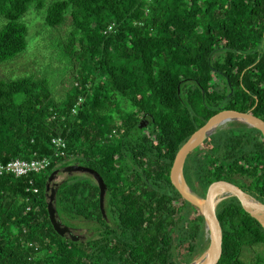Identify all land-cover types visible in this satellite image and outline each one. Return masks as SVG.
Masks as SVG:
<instances>
[{"label":"trees","instance_id":"trees-1","mask_svg":"<svg viewBox=\"0 0 264 264\" xmlns=\"http://www.w3.org/2000/svg\"><path fill=\"white\" fill-rule=\"evenodd\" d=\"M31 1L0 0V64L27 48L22 17ZM33 5L40 9L43 0ZM67 21L62 46L72 81L63 99L55 100L46 77L0 79V163L50 160L39 172L0 175V264H188L207 244L204 221L172 185L170 168L218 111L264 120V0L45 6V26ZM57 136L64 155L54 154ZM70 164L93 169L106 185L104 213L89 173L55 186L58 219L73 233L87 227L77 240L59 235L47 213L48 175ZM183 176L201 196L226 181L264 203V135L239 122L217 129L188 153ZM216 217L215 264H245L241 252L264 243L263 226L236 197L222 200Z\"/></svg>","mask_w":264,"mask_h":264},{"label":"water","instance_id":"water-1","mask_svg":"<svg viewBox=\"0 0 264 264\" xmlns=\"http://www.w3.org/2000/svg\"><path fill=\"white\" fill-rule=\"evenodd\" d=\"M220 118L227 119V122L224 124V126L221 125L208 132L210 125ZM231 122H239L247 125L248 127L257 128L261 131L262 135H264V120L254 116L250 111L240 112L232 109H222L216 114L212 115L181 145L170 168L169 177L172 185L184 200L200 210L204 221V232L205 238L207 239V244L205 248L188 264H215L219 259L221 254L222 230L216 217V208L222 200L228 197H236L242 208L252 217H254L264 228V203L255 199L246 191L242 190L239 186L226 181H216L210 185L206 195L201 196L191 189L183 176V165L188 153L199 146L205 138L215 133L217 129L228 127V124ZM143 125L144 124L141 121L139 123V127H142ZM58 171V169H55L48 175L45 185V190L48 192V218L53 229L59 235L68 236L72 240H77L79 236L75 235L71 228L64 225L57 217L56 208L54 206L56 191L55 186L57 183H54V179L56 178ZM61 171L67 173L87 172L92 175L99 189L100 210L102 213H104L103 199L106 191V185L96 171L91 168L76 164L66 165L61 169Z\"/></svg>","mask_w":264,"mask_h":264},{"label":"rangeland","instance_id":"rangeland-1","mask_svg":"<svg viewBox=\"0 0 264 264\" xmlns=\"http://www.w3.org/2000/svg\"><path fill=\"white\" fill-rule=\"evenodd\" d=\"M35 1L30 2L27 14L22 17L28 26L27 48L19 56L0 64V79L23 75L46 77L55 100L59 101L66 95L72 81L70 65H68L62 46L71 25L67 21L57 29L45 26L43 24L45 6L53 0H43L44 6L40 9L32 6ZM1 23L0 20V25ZM72 173L74 172L67 173L59 170L54 183H58ZM86 233L87 227L84 226L74 231L75 235L84 236ZM240 257L245 264H264V243L244 247Z\"/></svg>","mask_w":264,"mask_h":264},{"label":"built area","instance_id":"built-area-1","mask_svg":"<svg viewBox=\"0 0 264 264\" xmlns=\"http://www.w3.org/2000/svg\"><path fill=\"white\" fill-rule=\"evenodd\" d=\"M108 28L110 29L111 25H109ZM74 111H75V108L73 107L72 112ZM51 143L53 144L55 148V152H54L55 156L65 154L66 144L63 138L59 136L53 137L51 139ZM49 163H50V160L47 157L34 158L30 160L16 158L6 163H0V175L4 173H11V174H14L15 176H22L30 172H39L45 169L49 165ZM28 190H31V189L28 187ZM32 190L33 192H36L37 188H32Z\"/></svg>","mask_w":264,"mask_h":264},{"label":"bare ground","instance_id":"bare-ground-1","mask_svg":"<svg viewBox=\"0 0 264 264\" xmlns=\"http://www.w3.org/2000/svg\"><path fill=\"white\" fill-rule=\"evenodd\" d=\"M226 122H227V119H226V118H220V119L214 121V122L210 125V127H209V129H208V132H209V131H212L214 128H217V127H219V126H221V125H224Z\"/></svg>","mask_w":264,"mask_h":264},{"label":"flooded vegetation","instance_id":"flooded-vegetation-1","mask_svg":"<svg viewBox=\"0 0 264 264\" xmlns=\"http://www.w3.org/2000/svg\"><path fill=\"white\" fill-rule=\"evenodd\" d=\"M259 201V200H258ZM78 230H80V229H78ZM79 235V234H78ZM82 237H84V236H82V235H79V238H82Z\"/></svg>","mask_w":264,"mask_h":264}]
</instances>
